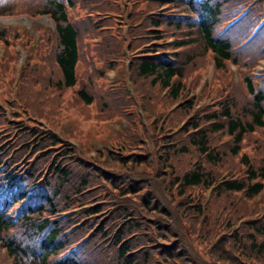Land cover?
<instances>
[{
    "label": "trees",
    "instance_id": "1",
    "mask_svg": "<svg viewBox=\"0 0 264 264\" xmlns=\"http://www.w3.org/2000/svg\"><path fill=\"white\" fill-rule=\"evenodd\" d=\"M17 1L0 0V15L45 12L54 29L37 25L42 41L34 54L43 64L21 62L15 108L1 98L2 79L18 66L12 55L0 60L5 260L264 264V140L243 150L249 135L264 131V70L259 80L251 71L264 56V0H145L143 12L133 0H28L15 10ZM243 6L245 14L223 27ZM16 25L0 21V41L19 32ZM209 56L226 74L229 62L240 63L244 100L194 91L196 79L187 85L186 75L198 77ZM115 58L129 82L98 95L97 75ZM97 104L108 132L94 155L81 139L36 124L52 109Z\"/></svg>",
    "mask_w": 264,
    "mask_h": 264
},
{
    "label": "rangeland",
    "instance_id": "2",
    "mask_svg": "<svg viewBox=\"0 0 264 264\" xmlns=\"http://www.w3.org/2000/svg\"><path fill=\"white\" fill-rule=\"evenodd\" d=\"M28 0H18L17 4L15 5V10L21 9L20 6L22 4L23 8ZM132 6L135 7V9H139L141 12L144 11L145 7L147 6V2L145 0H133ZM244 8L240 12L234 13L229 20H226L225 23L223 24L224 26L229 25L231 22H233L236 18L239 19L242 17L245 12L249 9L248 6H243ZM147 8V7H146ZM21 13L27 14L29 17L28 20H22L21 23H19L17 18L14 17V19H10V16H5V15H0V21L3 23H10V24H19L16 25L18 26L19 32L16 31L11 38L9 34V41L4 42L0 41V60L6 58L8 55H12L15 57V62L18 66L17 70L14 72L13 78L9 80V78L4 74V77L2 80L5 82V86L3 87L6 91L2 92L1 98L7 101V99H12V107H16V101L14 97V91L17 87V83L19 81V76H20V65L21 62L23 63L27 59L30 60L31 64H36L37 62L41 63L42 66V58L39 56V52L37 55V51L35 48V53L34 54V47H37V44L42 41V32L39 27H37L38 24L41 25H46L47 27L50 26V28L53 30L54 25L52 24L51 20L47 16H39V13L36 15H30L29 12L27 11H18V12H13L12 15H19ZM236 15V16H235ZM127 16V12L123 11L121 13L117 14V17L119 19H124ZM137 22L134 21L132 24H135ZM137 24V23H136ZM124 27L127 30L128 33V39L130 40L132 37V32H130V27L131 25L129 22L125 21L123 23ZM255 26V25H254ZM253 26V27H254ZM251 28L253 32H255L254 28ZM29 28V29H28ZM134 29V28H133ZM133 29L131 31H133ZM10 33V32H9ZM98 38L99 37H94V42L98 43ZM174 38V35L169 34L166 36V45L169 46L170 49H172V46L170 43H172ZM90 46H92V43H89ZM139 47L135 51H137ZM87 53V49L85 46L82 49V56H84ZM90 54H95V49L92 48L89 50ZM27 60V61H29ZM119 60V61H118ZM116 59L113 61L112 67H105V72H103L100 75H97L98 80V86H97V94L101 95V93H112L116 92L119 88L121 83H123L124 79L127 80L125 73L123 69L119 66L122 61L119 59ZM100 64L103 63V59L101 58L98 60ZM203 60H200L198 63L202 62ZM48 65V64H47ZM240 63H234V62H229L228 63V70L229 73H224L223 71L219 70L218 67H216L214 58L209 56L206 58V61L204 63V67L199 69L200 75L197 77L194 75L193 72H189L186 77V83L188 86H192L194 79L195 81V87L194 91L200 92H205L207 95L211 94H219V95H224L226 93H235L240 101L244 100L243 96H245L246 92L239 91L240 85H237L240 82V77L242 75L241 68L239 67ZM49 66V65H48ZM90 67L86 63H80L79 64V72L81 75L87 74L88 70ZM94 69V68H93ZM264 70V56H261L257 61H255L252 64L251 71L252 74L255 76L257 80L261 74V72ZM197 77V78H196ZM128 81V80H127ZM129 82V81H128ZM83 84V83H81ZM118 84V89L113 90L111 89L112 87L117 86ZM10 85L11 89L9 91ZM93 89L96 88V85H93ZM110 88H109V87ZM54 97V96H53ZM106 98V96H104ZM96 99L98 101H101V97L99 98L96 96ZM3 100V101H4ZM48 104H49V100ZM15 102V103H13ZM51 105V104H49ZM54 105V104H53ZM78 107V106H77ZM99 109V104L93 105L90 107H87L83 110H78L76 108H59L56 111L51 110L50 114L47 115L42 114L41 116H35L37 119L36 124H43L46 127H52L58 132H65L66 135H68V138L74 142L79 141L81 139V143L86 146L90 147L89 153L91 155H94L96 150L95 147L97 146H102L101 141L104 140L106 135L107 130H103L104 127H107V122H102L99 120L97 117V111ZM72 127H77L75 129H72ZM108 132V131H107ZM112 134V132L108 133ZM105 135V136H104ZM103 136V137H102ZM102 137V138H101ZM101 138V141L99 140ZM246 138V137H245ZM264 140V131H254V134L248 136L245 139V146L243 147V150H246L248 153H251L252 149L256 148L255 143L261 144L260 142ZM254 141V142H253ZM210 192L208 190L207 194ZM78 210L77 206L73 207L67 211L63 212H76ZM77 245V244H76ZM75 246V245H74ZM73 246V247H74ZM100 254H106V252H99ZM0 258H3L0 260V264H10L7 260H5V253L4 250L1 248L0 249Z\"/></svg>",
    "mask_w": 264,
    "mask_h": 264
}]
</instances>
